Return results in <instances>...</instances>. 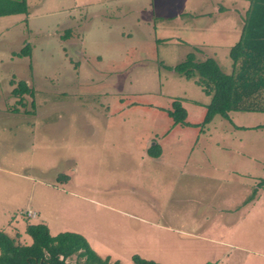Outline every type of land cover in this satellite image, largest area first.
Masks as SVG:
<instances>
[{
  "label": "rangeland",
  "instance_id": "rangeland-1",
  "mask_svg": "<svg viewBox=\"0 0 264 264\" xmlns=\"http://www.w3.org/2000/svg\"><path fill=\"white\" fill-rule=\"evenodd\" d=\"M26 1L0 17V231L80 234L110 264H264V113L206 125L210 98L172 70L230 74L251 0Z\"/></svg>",
  "mask_w": 264,
  "mask_h": 264
},
{
  "label": "trees",
  "instance_id": "trees-1",
  "mask_svg": "<svg viewBox=\"0 0 264 264\" xmlns=\"http://www.w3.org/2000/svg\"><path fill=\"white\" fill-rule=\"evenodd\" d=\"M27 14L26 0H0V17ZM67 32L62 39L72 37L71 31ZM30 55L28 44L14 53L16 57ZM229 59L233 67L230 74L222 72L215 60L207 58L199 62L193 54L172 68L185 80L194 81L210 98L204 118L206 125L216 116L229 120L228 114L232 111L264 113V0H251L240 36L229 50ZM11 95L23 106V96L33 97L34 93L25 82H19ZM173 107L174 123H184L186 112L179 101H175ZM148 152L154 158L160 153L157 145L150 147ZM26 234L31 243L22 245L17 242L18 237L12 240L0 231V264H68L66 259L73 255L83 259L76 264H110L108 259L103 260L95 254L80 234L62 232L52 237L43 224L29 225ZM132 261L133 264H157L138 256L132 257Z\"/></svg>",
  "mask_w": 264,
  "mask_h": 264
},
{
  "label": "crops",
  "instance_id": "crops-1",
  "mask_svg": "<svg viewBox=\"0 0 264 264\" xmlns=\"http://www.w3.org/2000/svg\"><path fill=\"white\" fill-rule=\"evenodd\" d=\"M9 17V16H8ZM69 40V38L67 39V40H64V41H68ZM207 59V58H206ZM183 109H185L184 107H183ZM156 141V139H153L152 140V142H155ZM151 146H153L152 144L150 145V147ZM68 175L70 176L71 175V172L70 173H68ZM71 177V176H70ZM35 215L32 213V214H30V215H28L27 217H34Z\"/></svg>",
  "mask_w": 264,
  "mask_h": 264
}]
</instances>
